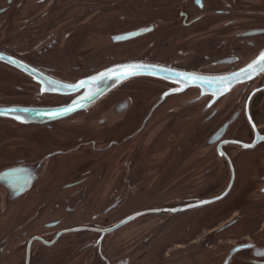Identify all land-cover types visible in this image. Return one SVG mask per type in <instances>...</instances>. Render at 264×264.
I'll return each instance as SVG.
<instances>
[{
	"label": "flooded vegetation",
	"instance_id": "flooded-vegetation-1",
	"mask_svg": "<svg viewBox=\"0 0 264 264\" xmlns=\"http://www.w3.org/2000/svg\"><path fill=\"white\" fill-rule=\"evenodd\" d=\"M261 53L264 0H0V264H264Z\"/></svg>",
	"mask_w": 264,
	"mask_h": 264
},
{
	"label": "water",
	"instance_id": "water-1",
	"mask_svg": "<svg viewBox=\"0 0 264 264\" xmlns=\"http://www.w3.org/2000/svg\"><path fill=\"white\" fill-rule=\"evenodd\" d=\"M135 69L136 74L142 73L141 68H136L132 66H125V67H118L114 68L112 70L106 71L99 76L96 77L95 80L85 83H80L75 87H63L56 86L54 90V93H74L75 89H82L85 86L84 93L80 96V98H76L72 100L68 105L64 106L60 110V113L64 111V113H67L69 109H73L74 107H80V108H86L92 105L94 102H96L100 96H102L105 92L109 91L111 88L115 87L120 83V80L126 79L130 75H126L127 72Z\"/></svg>",
	"mask_w": 264,
	"mask_h": 264
},
{
	"label": "snow or ice",
	"instance_id": "snow-or-ice-1",
	"mask_svg": "<svg viewBox=\"0 0 264 264\" xmlns=\"http://www.w3.org/2000/svg\"><path fill=\"white\" fill-rule=\"evenodd\" d=\"M255 67L258 71H264V53L260 54V57L253 65H249V68ZM135 69L126 73V75H135ZM70 110V109H69Z\"/></svg>",
	"mask_w": 264,
	"mask_h": 264
}]
</instances>
